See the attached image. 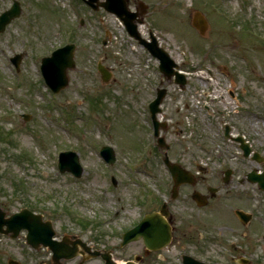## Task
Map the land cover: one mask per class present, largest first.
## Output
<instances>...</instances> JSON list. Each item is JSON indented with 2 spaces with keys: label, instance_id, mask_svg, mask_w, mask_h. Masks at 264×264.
Masks as SVG:
<instances>
[{
  "label": "rangeland",
  "instance_id": "1",
  "mask_svg": "<svg viewBox=\"0 0 264 264\" xmlns=\"http://www.w3.org/2000/svg\"><path fill=\"white\" fill-rule=\"evenodd\" d=\"M18 1L20 16L0 32V206L8 214L23 207L40 212L58 234L79 236L120 262L141 254L157 263L159 256H146L142 238L122 245L121 234L168 201L175 239L161 251L166 262L189 252L210 262L242 264L237 258L246 256L248 264H264V190L246 176L264 171V159L252 157H264V0H129L133 10L139 1L147 4L138 29L144 37L156 34L186 73L184 88L161 73L158 60L105 8L82 0ZM12 3L0 0V13ZM197 11L208 21L204 35L192 24ZM68 42L77 44L76 66L55 93L42 76L41 57ZM17 53L18 69L10 60ZM99 62L112 71L107 82ZM160 86L168 90L159 118L168 122L161 133L170 158L196 173L205 168L198 174L202 192L221 187L207 205L196 204L190 185L170 199L173 180L149 111ZM227 125L248 141L251 155L226 136ZM105 144L115 150L113 164L100 154ZM65 149L78 152L81 176L59 170ZM237 208L253 214L248 224ZM8 258L45 264L49 254L32 248L25 232L0 233V264ZM103 263L97 256L84 264Z\"/></svg>",
  "mask_w": 264,
  "mask_h": 264
},
{
  "label": "water",
  "instance_id": "2",
  "mask_svg": "<svg viewBox=\"0 0 264 264\" xmlns=\"http://www.w3.org/2000/svg\"><path fill=\"white\" fill-rule=\"evenodd\" d=\"M86 3L91 5L94 9H98L100 6L105 7L108 11L117 14L126 24L129 33L140 40L150 52L159 58L160 69L168 77L173 74L176 75L175 81L180 83L182 86L186 84V76L184 73L175 69L178 67L176 62L170 57L169 53L162 47L158 45V41L151 33L152 41L144 40L137 29V24L134 22L138 15H143L146 11V4L140 2L141 11H132L128 7V0H84ZM21 13V6L18 0H14L13 5L5 10L0 15V31H3L6 25L11 22V20ZM197 18L193 21L194 25L197 26L201 33H205L207 29V20L200 13L196 12ZM142 21V19H138ZM75 50L76 45L74 43L66 44L62 47L55 49L51 55L44 56L42 58L41 70L42 74L46 80V83L53 89L54 92L60 91L62 88L66 87L69 83L68 70L76 66L75 62ZM21 59V55L17 54L12 60L18 66ZM99 70L102 73L104 80H108L111 77V72L108 71L101 63L98 65ZM166 94V89H160L158 91V96L150 103V108L152 112L155 136H159L160 128L166 127L165 122H160L157 120L156 113L160 111L159 104L162 98ZM228 131V130H227ZM241 142V147L244 149V154L248 155L251 151L250 146L245 140L238 136L235 138ZM158 144L161 148H169V144L166 142L164 136L158 137ZM102 155L109 162H114L115 152L111 146H103L101 150ZM254 158L262 160L263 158L255 153ZM165 164L168 166L174 180L175 184L172 191V197H176L178 194V186L182 182H194L195 178L190 170L184 168L181 164L177 162H172L167 153H165L164 158ZM59 166L62 171L70 170L74 172L77 176L82 173V166L79 161V156L75 151H65L60 154ZM230 171H227L229 175ZM248 178L251 181H257L259 186L264 189V173L258 174L256 170L248 174ZM228 179L226 176L225 180ZM214 189V188H210ZM193 197L197 200L199 204H205L206 199L200 194V192L195 191ZM236 213L244 221L248 222L251 219V214L246 213L242 210H237ZM169 211L167 209V204H163L159 212H152L145 216V218L140 222L138 226L127 231L124 236L123 243L130 240L138 238L140 235L144 237V241L149 248L157 249L163 247L170 241L171 229L168 221L164 215H168ZM27 229V241L34 247H39L41 244L50 246L54 251L53 258L55 260H60L61 257H73L77 254L76 251L62 252L59 247L60 242L54 240L52 236L55 231L52 227L51 220H42V214L34 213L28 208H23L20 211L14 212L7 216V212L0 207V232L9 234L11 237H16L21 229ZM84 245V243H83ZM90 250L89 247H87ZM91 256H96L101 254L105 259V264H119L112 258L110 252L101 253L98 250L91 251ZM137 258V257H136ZM187 264H219V263H206L203 261L196 260L191 256L184 257ZM190 259V261H189ZM247 262L245 259H241ZM9 264H19L18 261L14 259H9ZM123 264H136L134 261H128Z\"/></svg>",
  "mask_w": 264,
  "mask_h": 264
},
{
  "label": "flooded vegetation",
  "instance_id": "3",
  "mask_svg": "<svg viewBox=\"0 0 264 264\" xmlns=\"http://www.w3.org/2000/svg\"><path fill=\"white\" fill-rule=\"evenodd\" d=\"M199 182H201V179L198 177L196 183L194 184V186L192 185V188H194V189L197 188ZM227 184H228V183H227ZM208 187H209V185L207 186V190H208ZM220 189H221V187H219V190H220ZM219 190H216V191L214 192V194L212 195V197L209 198V200H212L213 198H216V197H217L216 194H217V192H218ZM174 230H175V226L173 225V239H172V241L175 239V236H174ZM56 238H57L58 240H66V244H67V246H68V247H72V245H73V242H72V241H73L76 237H74V236H66V238H64L62 235H61V236H60V235H57ZM171 246H172V243H171L169 246L163 248V250H165V249H166V250H170ZM41 249L45 250V251L49 254V261H47L48 264H53V261H52V259H51V250H49V249L46 248V247H43V248H41ZM61 250H62V251L64 250L63 245L61 246ZM160 251H161V250H160ZM160 251H152L153 255H157V256L160 257V261H159V262L155 263V261L157 260L156 257H154L153 260H148L147 257H146V258H145V257H142V260H141L142 263H145V264H158V263L164 261L165 263H162V264H183V263H182V260H180V261H178V262H170V261H167V262H166L167 256H165V255H161V252H160ZM147 254H150V253L148 252ZM69 261H70V260H65L63 264H68ZM47 262L45 261L44 263L47 264ZM79 263H80V260H77V264H79Z\"/></svg>",
  "mask_w": 264,
  "mask_h": 264
}]
</instances>
